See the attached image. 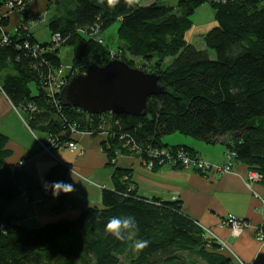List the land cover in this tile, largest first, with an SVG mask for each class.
<instances>
[{
	"label": "trees",
	"instance_id": "trees-1",
	"mask_svg": "<svg viewBox=\"0 0 264 264\" xmlns=\"http://www.w3.org/2000/svg\"><path fill=\"white\" fill-rule=\"evenodd\" d=\"M143 1L73 0L74 9L49 23L51 36L60 34L58 47L51 41L39 43L30 32L7 33L9 19L0 12V89L31 130L58 139L59 145L71 142L72 125L96 135L103 125L101 117L63 107L59 96L49 92L48 76L65 68L60 52L66 46L73 52L67 79L85 73L87 58L105 66L111 51L101 35L119 23L117 35L123 46L115 58L133 69L157 74L159 84L167 89L166 94L147 100L144 117L105 116V129L111 135L132 137L141 150L127 155L143 163L150 150L169 149L163 139L178 133L208 145L223 144L227 152L236 154L237 162L261 175L264 186V0H180L182 16L159 4L160 0L148 5ZM205 4L214 11L217 25L200 50L188 43L185 33L189 18ZM19 15L22 21L35 20L28 7ZM25 42L41 44L44 53L34 57L24 50ZM140 61L138 68L135 63ZM6 142L0 136V264H41L39 257L61 242L68 244L66 251L48 264H82L84 260L94 264H237L182 213L178 202L139 196L129 170L116 169L115 189L103 191L102 208H89L74 220L29 229L16 217L6 218L5 203L38 191L58 207L69 198L66 165L50 169L45 177L48 187L42 188L18 165L6 164ZM121 146L118 137L103 144L110 163L117 152H125ZM171 149L193 153L187 147ZM127 216L135 218L137 229L125 230L123 240L105 231L110 218ZM136 239L149 240V246L135 251L131 245Z\"/></svg>",
	"mask_w": 264,
	"mask_h": 264
},
{
	"label": "crops",
	"instance_id": "crops-1",
	"mask_svg": "<svg viewBox=\"0 0 264 264\" xmlns=\"http://www.w3.org/2000/svg\"><path fill=\"white\" fill-rule=\"evenodd\" d=\"M4 2L0 0V4ZM26 2L35 19L29 32L39 43L51 41V21L63 18L75 8L73 0ZM0 12H4L9 19L6 32L15 34L22 17L15 12L7 13L3 8ZM0 136L7 139L6 164L18 165L20 171L32 177L42 188L48 187L45 177L50 169L59 164L68 166L69 198L66 204L58 207L55 200L44 199L38 191L5 203L6 218L16 217L29 229L74 220L89 208H102L103 191L115 189L116 169L129 170L133 188L139 196L162 202H178L185 216L200 222L227 244L229 249L224 251L234 260H239L241 264H264V243L258 242L255 237L256 228L264 222L261 204L264 186L256 183L248 187L250 170L241 162L235 163L233 172L224 176H205L170 166L150 171L135 155L117 156L110 163L103 150L107 138L102 134L96 137L77 134L70 139L78 146L76 151L71 152L64 144L48 154L42 147L48 140L46 134L31 130L25 116L14 108L1 89ZM163 144L190 148L210 164L225 163L226 147L221 143L208 145L179 134L166 141L163 139ZM232 215L248 221L251 227L234 236L229 228L222 226L223 220Z\"/></svg>",
	"mask_w": 264,
	"mask_h": 264
},
{
	"label": "water",
	"instance_id": "water-1",
	"mask_svg": "<svg viewBox=\"0 0 264 264\" xmlns=\"http://www.w3.org/2000/svg\"><path fill=\"white\" fill-rule=\"evenodd\" d=\"M83 65L85 73L68 78L59 94L63 107L89 116L111 113L141 118L147 114L149 98L167 93L157 74L133 69L119 59L100 66L95 58H87Z\"/></svg>",
	"mask_w": 264,
	"mask_h": 264
},
{
	"label": "built area",
	"instance_id": "built-area-1",
	"mask_svg": "<svg viewBox=\"0 0 264 264\" xmlns=\"http://www.w3.org/2000/svg\"><path fill=\"white\" fill-rule=\"evenodd\" d=\"M5 12L10 13V12H15L17 14L20 13H24L25 11H27V3L25 2V0H6L3 7ZM1 8V9H2ZM1 16H5L4 12H1ZM34 20H28V21H21L20 25L18 26L17 30H22L23 32H28L29 33V27L34 25ZM99 29H97L95 31V33H98ZM4 43L8 42V37H4L3 40ZM99 44H103L102 40L98 41ZM52 44H54L56 47H58L57 45L61 43V37L60 34H54L51 36V42ZM24 50H26L27 52L31 53L34 57H37L38 55H41L42 53H44V48H42L41 44H35L33 46H31V44H29L28 42H25L24 44ZM116 52H112L111 55L112 57L115 58L116 56ZM67 72L72 71L71 67H67ZM67 72H65V68L59 69L57 71L52 72L49 76H48V84H49V92L53 97H56L57 95L59 96V94L62 92L63 88L66 86L67 84ZM113 115L111 113H107L101 116H89V117H101L100 119H102L103 121V125L100 128V130H98L97 134L100 135H105V137L107 138L106 142L109 140V138H111L112 140L118 137L119 142L122 144V149H126L131 153H136L139 154V152H141L140 148L137 146V144L135 143L134 138H130L129 136L123 135L121 133H119L116 136V133H112V135L109 133V131L107 129H105V125H106V115ZM70 133H71V137L75 136L77 134H86V135H90V136H94L92 132L89 131H81L79 130V127H77L76 125H72L70 127ZM67 148L71 151L74 152L78 149V146L74 143V142H69V143H65ZM63 146V144L59 145L58 144V139H53V138H48L47 142L45 145H42L44 151L48 154H52L53 150L57 147ZM117 154V153H116ZM148 160L146 159L143 162L144 166H147V168H149L150 170L154 169L155 165L158 166H166L167 164L169 165H174V166H180L183 168H191L196 170L199 173H205V174H219V176H224L230 172H232V168H233V161L236 158V154L234 152H226L225 154V163L223 165H214V164H210L209 162L205 161V159L200 158L199 155H192L189 152H186L185 150H178V151H173L171 149H155V150H150L148 153ZM22 165V163H21ZM262 181V177L261 175L258 174H251L249 175V182H250V186L249 188H251V184L253 183H259ZM257 197V195H255ZM258 198V197H257ZM261 204H262V209L264 211V199H261ZM196 225L204 232L205 236L210 237L215 239L218 243H220L222 245L223 250H228L229 248L225 245V243L223 241H221L220 239H218L213 233L212 231L205 227L204 225H202L200 222L195 221ZM222 226L223 227H227L231 230L232 234L234 236H239L244 230L248 229L251 227V224L243 219H240L236 216H228L226 217L223 222H222ZM255 237L256 240L260 243H264V222L261 226H259L258 228H256V232H255ZM236 259V258H235ZM237 260V259H236ZM237 262L239 264H241L239 262V260H237Z\"/></svg>",
	"mask_w": 264,
	"mask_h": 264
},
{
	"label": "rangeland",
	"instance_id": "rangeland-1",
	"mask_svg": "<svg viewBox=\"0 0 264 264\" xmlns=\"http://www.w3.org/2000/svg\"><path fill=\"white\" fill-rule=\"evenodd\" d=\"M179 1L180 0H160L159 4H161L163 6H166V7L174 8V12L177 13L180 16L181 12H180V9L178 8ZM153 2H154V0H144L142 2V4L143 5H148V4H151ZM216 25H217V22L215 20L214 11L211 9V6L209 4H205L201 8L197 9L195 11L194 15L189 18V25H188L187 31L185 33L186 40L188 41L189 44L193 45L197 49H200V50L201 49H205L204 39H205L206 35L214 27H216ZM118 27H119V23H116L115 25L110 27L107 31H105L103 33V35H101L102 36L101 38L104 40V43H105L104 45L111 51L110 52L111 59H116V58L112 57L111 53L112 52H116L117 53L118 51H120V47L123 46V42H121L119 40L118 35H117ZM209 54H210V56L212 58L214 57V53L212 51H210ZM60 57H61L62 66L65 67V72H67L66 68L69 67L71 65V63H72V58H73L72 49L69 46L62 47L61 52H60ZM141 63L142 62L140 61L139 63L137 62L135 64H136L137 67L138 66L141 67ZM75 70H74V72H75ZM0 77H1V75H0ZM33 90H34V88H33ZM34 92H35V90H34ZM176 135H179V134L175 133V134L166 136L164 138V140L166 141L169 138H171L173 136H176ZM96 136H98V134L94 135L93 137H96ZM168 147H169V149L172 148L170 145H168ZM179 150H182V149H179ZM123 151H125L126 153L125 152L124 153L123 152H119V153L117 152L116 157L117 156H122V155L124 156V155H127V153H131V152H129L126 149H124ZM173 151L174 152L178 151V149L177 150H173ZM186 152H188V151H186ZM196 154L199 155L198 153L194 152V150H193L192 155H196ZM200 158H202V157L200 156ZM114 161L115 160H113L111 163H113ZM235 163H237L236 158L233 161L232 172H233ZM169 166L170 167H174V168L180 167V166H174V165H169V164L166 165V167H169ZM145 167H146L147 170H150L149 168H147V166H145ZM161 167H164V166H161ZM180 168H183V167H180ZM183 169L192 170V171H194V172H196L198 174H202V173H199L196 170L191 169L189 167L188 168L186 167V168H183ZM153 170L154 169H152L150 171H153ZM230 173H228V174H230ZM203 174H205V173H203ZM251 174L260 175L258 172L250 171L249 175H251ZM206 175L213 176V174H205V176ZM214 175H218L219 176V174H214ZM254 184H256V183L251 184V187ZM259 184H261V182H259ZM249 186H250V182H249V176H248V187ZM219 245L222 247V245L220 243H219ZM225 245L227 246L226 243H225ZM67 246H68V244L66 242H61V243L53 246L51 249H48L47 252H45V254H43V255H41L39 257V260L41 261V264H48V263L54 261L57 258V256L61 255L62 253H64L66 251ZM184 255H187V253H185ZM233 260H234V258H233ZM234 261L236 262V260H234ZM82 264H94V263L84 260V262Z\"/></svg>",
	"mask_w": 264,
	"mask_h": 264
},
{
	"label": "clouds",
	"instance_id": "clouds-1",
	"mask_svg": "<svg viewBox=\"0 0 264 264\" xmlns=\"http://www.w3.org/2000/svg\"><path fill=\"white\" fill-rule=\"evenodd\" d=\"M135 227L137 229V222L134 217H112L105 225V231L110 233L115 239L123 240L122 233L125 230ZM150 241L147 239H136L131 247L139 252L149 246Z\"/></svg>",
	"mask_w": 264,
	"mask_h": 264
}]
</instances>
